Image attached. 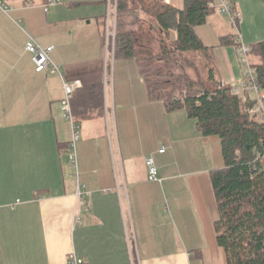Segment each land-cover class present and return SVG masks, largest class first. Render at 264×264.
Here are the masks:
<instances>
[{"label":"crops","instance_id":"0c3cea01","mask_svg":"<svg viewBox=\"0 0 264 264\" xmlns=\"http://www.w3.org/2000/svg\"><path fill=\"white\" fill-rule=\"evenodd\" d=\"M164 1L183 7V0ZM229 1L240 13L238 42L263 40L264 0ZM5 2L8 11L0 9V264H69L70 254L82 264H227L216 242L218 212L209 174L223 165L220 147L214 149L219 140L201 135L184 108L168 111L162 101L150 100L144 81L135 83L141 77L135 64L128 75L123 61L113 60L107 68L103 19L113 4L71 0L44 11L43 3ZM195 32L212 48L220 80L240 81L237 47L220 42L222 35L236 32L228 17L214 11ZM28 37L53 46L49 56L62 77L50 68L34 70L25 50ZM62 78L79 80L82 87L104 83L102 114L77 122V172L68 158ZM147 157L157 180L147 179Z\"/></svg>","mask_w":264,"mask_h":264},{"label":"trees","instance_id":"16d2710c","mask_svg":"<svg viewBox=\"0 0 264 264\" xmlns=\"http://www.w3.org/2000/svg\"><path fill=\"white\" fill-rule=\"evenodd\" d=\"M109 2L113 60L134 59L150 100L162 101L168 111L184 108L201 135L219 140L223 165L209 174L218 212L213 227L226 263L264 264V123L249 115L252 101H242L220 80L212 48L195 32L216 10L209 0H183L181 9L164 0ZM106 21L107 14L104 35ZM220 42L240 45L235 34ZM247 45L264 90V39ZM71 105L78 123L101 115L104 83L77 88Z\"/></svg>","mask_w":264,"mask_h":264},{"label":"built area","instance_id":"2783aa9c","mask_svg":"<svg viewBox=\"0 0 264 264\" xmlns=\"http://www.w3.org/2000/svg\"><path fill=\"white\" fill-rule=\"evenodd\" d=\"M60 0H47L42 6L43 10L47 11L49 6L59 3ZM209 6L214 8L217 12L225 14L231 24L236 29L235 37L239 40L240 34L238 32V23L240 20V13L236 10L234 4L229 0H209ZM110 6H108L107 21L105 26L104 44L106 50V56L111 61H113V39L115 34V16L110 13ZM0 9L7 12L9 7L7 6L5 0H0ZM110 15L112 18V23H110ZM53 46H42L32 37H28L25 43V50L30 53L31 60L34 65V70L36 72H41L46 68H50L51 72L57 73L61 76L59 66L54 64L50 59V52ZM237 57L238 62L242 67L243 75L240 81L235 84H231L232 93L237 95L242 101L250 100L252 105L247 109L250 116L254 117L256 120L264 123V90L261 89L257 84L256 73L254 67H252L249 58V46L244 43H240L237 47ZM62 77V76H61ZM63 84V96L61 99V114L62 117L69 124L70 138L67 145L68 158L69 161L77 172V143L80 138L79 124L77 123L71 105V99L73 92L81 87V82L79 80H74L71 82H66L62 78ZM160 151H164V147L160 148ZM145 164L147 167V179L149 181L157 180V168L151 157L145 159ZM76 195L80 197V203L86 204L83 197L84 191L81 187L77 188ZM79 218V217H78ZM77 218V220H78ZM81 258L74 254L69 256V264H82Z\"/></svg>","mask_w":264,"mask_h":264},{"label":"rangeland","instance_id":"374dc122","mask_svg":"<svg viewBox=\"0 0 264 264\" xmlns=\"http://www.w3.org/2000/svg\"><path fill=\"white\" fill-rule=\"evenodd\" d=\"M69 1H71V0H61L60 1V3L61 4H67ZM23 3V5H24V3H25V5H33V7H38V6H40V4L41 3H43L41 0H12V2H11V4L14 6V5H16L17 7H19V6H21V4ZM97 5V4H96ZM54 6H56V4L55 5H51V6H49V10L51 11L52 10V8L54 7ZM79 7V6H78ZM229 19V18H228ZM21 25H23V23L21 24ZM250 58V57H249ZM125 60H126V62H125ZM250 60H251V58H250ZM111 61V60H110ZM116 61L119 63L120 61H123L122 63H124L123 65H124V67H121L122 69H123V73L124 74H126V75H128V74H130V73H132V74H134V71H133V69H132V64H135V70H136V72H135V74L138 76L139 74H138V69H137V66H136V61L134 60V59H130V60H128V59H116ZM127 61H130V62H127ZM129 63H131V64H129ZM130 67V68H129ZM190 71V70H189ZM191 72V71H190ZM139 79H141L142 81H143V79L140 77L139 78V76L136 78V80H135V83L137 84V85H140L141 84V80H139ZM229 85H231V84H229ZM181 88H183V86L181 85ZM194 121V120H193ZM194 123V122H193ZM194 125V127H195V124H193ZM216 138V137H215ZM217 139V138H216ZM215 143H217V145L214 147V149L217 151L218 149H219V144H218V142H215ZM213 144H214V142H211L210 144H209V146H210V148L211 147H213ZM218 152H219V154H220V149L218 150ZM74 170V169H73ZM75 172H76V170H75Z\"/></svg>","mask_w":264,"mask_h":264}]
</instances>
